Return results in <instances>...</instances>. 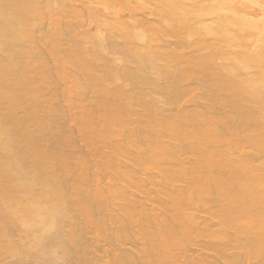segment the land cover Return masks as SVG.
<instances>
[{"label": "bare ground", "instance_id": "1", "mask_svg": "<svg viewBox=\"0 0 264 264\" xmlns=\"http://www.w3.org/2000/svg\"><path fill=\"white\" fill-rule=\"evenodd\" d=\"M21 262L264 264V0H0Z\"/></svg>", "mask_w": 264, "mask_h": 264}, {"label": "snow or ice", "instance_id": "2", "mask_svg": "<svg viewBox=\"0 0 264 264\" xmlns=\"http://www.w3.org/2000/svg\"><path fill=\"white\" fill-rule=\"evenodd\" d=\"M41 239H42V238H38V239H37V244H39V242H40ZM21 264H23V262H21ZM48 264H55V262H48Z\"/></svg>", "mask_w": 264, "mask_h": 264}]
</instances>
